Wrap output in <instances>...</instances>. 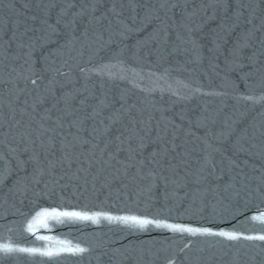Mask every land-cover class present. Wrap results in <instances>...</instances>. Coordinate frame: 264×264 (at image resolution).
<instances>
[{
  "label": "water",
  "instance_id": "1",
  "mask_svg": "<svg viewBox=\"0 0 264 264\" xmlns=\"http://www.w3.org/2000/svg\"><path fill=\"white\" fill-rule=\"evenodd\" d=\"M260 235L264 0H0V264H264Z\"/></svg>",
  "mask_w": 264,
  "mask_h": 264
},
{
  "label": "snow or ice",
  "instance_id": "2",
  "mask_svg": "<svg viewBox=\"0 0 264 264\" xmlns=\"http://www.w3.org/2000/svg\"><path fill=\"white\" fill-rule=\"evenodd\" d=\"M74 6V5H72ZM57 23H59V21H57ZM149 23H151V21L149 20ZM33 84L36 83L35 80L32 81ZM39 216H51V217H57V216H64V217H67L69 219H80V220H91L93 222H97L100 217L99 216H88V215H83V214H80V213H76V212H64V213H57L55 211L49 213L47 211L45 212H41L38 214ZM103 219H106V220H113V219H118L121 223H124V224H127L129 225L130 227H133V228H140L141 230H145L146 229V226L149 225V224H153V221L151 220H147V219H139L137 217H111V216H104ZM156 227L158 228H170L173 232H180V233H188V234H196V233H199L200 235H217V236H221V237H224L228 240H238L240 239V237L236 236V235H233L231 233H228V232H211L207 229H204V230H200V229H194V228H185V227H179V226H173V225H167V224H160L159 222H156L155 224ZM31 227V225L29 226ZM41 239H43V237H41ZM244 239H248V240H254V239H258L260 241H264V235H260V236H256V237H253V236H247V237H244ZM0 251H4L5 253H8V252H11V251H14V249H11L7 246H3V247H0ZM15 251H20V252H29L30 254L36 252L37 250L35 249H15ZM61 251H68L72 254H76V253H82L83 251H85L83 248H79V247H76L75 249L71 248V247H64L61 249ZM55 253L53 252H41L40 255H46V256H52L54 255Z\"/></svg>",
  "mask_w": 264,
  "mask_h": 264
}]
</instances>
